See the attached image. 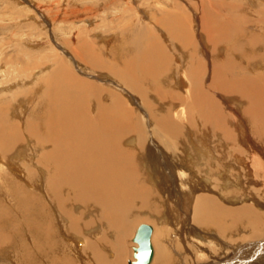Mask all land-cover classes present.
Here are the masks:
<instances>
[{
	"label": "bare ground",
	"instance_id": "6f19581e",
	"mask_svg": "<svg viewBox=\"0 0 264 264\" xmlns=\"http://www.w3.org/2000/svg\"><path fill=\"white\" fill-rule=\"evenodd\" d=\"M231 7L233 8L232 5ZM249 8L251 9V7ZM262 8L263 10L260 9L258 12L256 10L255 13L254 10L252 11V13L256 14L253 15L255 18L258 19V16L264 15V7ZM240 9L247 10L248 8L240 7ZM171 17L175 16L172 14ZM228 17L230 16H227V18ZM262 18L264 19V17ZM237 19L242 23L241 26L235 22ZM237 19H233V21H224L225 19L220 20V16H217V19H212L215 22L212 24V20L210 21L204 16L200 29L201 32L203 31V33H206L210 39V41L208 40V45L211 49V58L213 57L214 59L211 72L209 71L208 75L206 74L207 70L205 71L204 66V57L206 55L199 54L198 56L195 53L193 39L190 38V34L187 32L188 29L185 31V21L182 20L183 24L179 26H175L174 23L163 24L164 22H157L159 23L157 25H160V23L161 25L163 24L164 32H166V39L170 40L167 42L180 45V47H178V52L174 54L175 59L177 60L179 57L183 56L182 53L181 56L177 57V55H180L179 53L183 52L181 50L187 53H185L184 59L188 61L185 62L180 69L178 68L179 71L176 75L178 79L180 78V80L183 81L181 91H183L184 94L183 92L179 93L177 91L168 92L163 88V83L161 84L162 86H157L161 78L160 69L163 70V68H165V65L159 64L157 59L166 60L165 63H169L168 61L170 60L167 57L168 55L165 54V49L162 50L161 44L158 41L159 37L155 35L156 33L153 34L152 30H150L151 33H146L148 26L144 25L143 20L139 21L137 19L139 24L145 26L142 30L135 29V25H131L129 29H131L130 34H132L131 37L134 38V40L141 42L149 40L148 42L146 41V45L140 46L138 45L140 43H132L131 45H137L139 47L136 48L134 46L132 51L129 49V52L127 51L128 48H126L127 50L121 48L120 50H110V58H112V60L110 61L111 66L106 65L107 69L110 73L119 74L125 85H128L140 99L143 98L142 101H144V103L148 100L147 97L149 95L156 93L158 101L164 102V104H160L156 109L159 116H152L154 114L153 108H150L148 105H146V107L144 103L139 110H134L135 108L132 109L131 107L125 106L124 104L126 103L123 104L122 98L121 100L117 98L114 99V96H111V105L100 104V98L98 99L97 97V88H93L84 77L81 78L78 76V73H75V69L73 71L75 74H73V69L71 70L67 64L58 63L57 61L59 60L57 59L55 63L59 66L57 65L58 67L56 70L38 81V87L31 90L32 94L28 93L29 96L27 97H32V102L30 103L35 102L36 106L29 117L25 116L26 118L22 119V110L24 108L17 106V103L16 105L13 104V101L10 103L13 107L7 103L0 104V170H11V172L9 171L8 173L13 175L14 170H21L17 162L14 164V160L17 157L22 159L29 157V152H33L38 155V157H36L38 170L42 171L45 176V183L43 181L45 189L43 195L45 196V200L40 198L36 193L37 191H41V189L36 190V192H30L28 189L27 191L23 188L16 187L14 195L16 200L22 203L21 205H17L16 208L22 211V213L24 212V215H27V212L30 215L33 214L31 216H35L34 213L39 209L45 208L46 210V215L44 217L42 216L44 219L39 221L42 240L39 238V242L35 243L36 247L44 249L42 250L44 257L41 256V254L39 255L41 262L43 261L45 264H75L74 259H76L77 255L75 249L79 250L81 247L80 237H82L84 233H86L87 236H92L95 234L94 230H96L98 235L95 234V236H98V239L95 242L92 241L93 243H88V250L91 252H88V254H90L89 257L91 259L93 257L92 261L96 260L98 264H125L127 253L124 240L131 235L134 226L133 220L137 217L135 213L141 212L152 217L157 216L162 214L163 211L160 209L166 204L165 198L163 197V199L159 194L160 192L156 191L155 184L152 185V183L155 182L152 181L151 183L153 175H146L147 177L144 176L143 179L140 166L144 163L147 164L148 162V164H152L153 171H155L157 175L160 174L162 176L161 178L158 175L159 178L164 180L163 183L170 182L169 184H173L170 185L167 190L168 192H166L169 194H167L166 197L168 200L167 202L176 196H181L183 200L187 199L188 201H190L188 196L194 198L195 192L190 194V191H192L194 187L197 188L199 186L196 184L198 178L192 173L189 174L186 172L187 160L185 161L182 157L175 154L176 152L169 154L170 152L165 151V149H163L164 151H160L158 150L160 148L159 146L153 149L155 147L154 145L158 144H155V142L152 143L153 145H151V143L149 144L146 136L147 132L144 129L145 122L143 117H147L149 125L146 124L149 128H151L150 126L154 127L153 123L155 124L158 128L155 132L156 134L160 132L173 140L176 139L182 142V144H185L186 140L193 139L192 135H197L199 132L205 131L206 128L215 130V132L223 131L224 129L223 132L225 135L232 134L226 126L227 117H230L227 111L229 103L226 100H230L233 105L236 104L239 106L240 116L245 117L247 120L250 126L249 131L252 133L253 139L264 142V39L253 34L256 30L255 27L258 26L257 22H250L246 17H238ZM152 20L153 19L149 22H156V19L155 21ZM172 20H174V18ZM179 20L181 21L180 18L178 21ZM252 25L254 27H252ZM126 31L128 33V30ZM262 31H264L263 28ZM80 37L82 36L79 35V40L81 39ZM124 40H121L122 43ZM105 41L108 42L107 37H105ZM81 42L82 41H80V43ZM83 43V45H80V49L83 50L81 53L75 50L78 54L76 58L73 54L69 56L73 59V64H77L75 62H78L77 69L81 67L82 70H85L81 61L87 65L84 56L88 54L89 46H87V42L84 41ZM123 44H125V41ZM38 45L42 46L40 44ZM261 46L263 48L259 53L257 50L261 48ZM160 51L163 52L160 53ZM187 56H190L192 59L189 60L186 58ZM200 57L203 58L199 59ZM99 62L100 61H97L98 64ZM176 63L178 64L177 61ZM72 66L71 64V67ZM177 66L179 67V64ZM167 67H169V65ZM44 68L45 67H41L39 70L40 73L43 72ZM96 69L95 67V70ZM169 69V73H173L174 68L171 66ZM98 71H101V69ZM207 76L211 79L209 86L204 85ZM37 77L36 74H34L32 77L28 78L29 80L24 78L21 80L27 83V85H31L33 82L37 81ZM174 80L175 83H177V78L174 77ZM188 83L192 89L189 87ZM18 84L21 83H17L15 89H18ZM169 85L170 87H168L174 90L172 88L173 84ZM10 86L3 89L5 92L10 93L8 95L9 98L15 99L16 95L12 94L15 89ZM96 87L99 86L96 85ZM40 88L42 92L38 94ZM99 88L101 90L102 87ZM189 88L191 91L187 92L190 90ZM211 92L215 93L216 98L214 96L212 97ZM20 94H22V92ZM99 96L101 97V95ZM91 102H93V106L92 104L90 106ZM20 108L22 110H20ZM145 108L149 111L145 110ZM36 110L38 112H35ZM151 117L154 118V121ZM239 122L240 125L238 124ZM239 122L236 124H238L237 126L240 130V128H242L241 118ZM195 125L197 126V130L202 129V131H195L193 128ZM245 128L249 129L247 126ZM240 132V136L242 137L245 132ZM151 137L155 138L153 132ZM247 137L248 135L244 138L249 141L250 139ZM146 142H148L147 146L144 145ZM263 142L261 144H263ZM240 143L242 144V140ZM207 151L209 150L206 149L205 153H207ZM183 152L185 153V151ZM145 158L148 159L146 160ZM162 165L165 170L162 169ZM145 166L146 169L144 170H147V173L151 171L149 167L147 168V165ZM26 170L29 169L26 167ZM167 172H169V174ZM177 173H180L178 182L175 180ZM12 175H10L11 177L9 180L12 178ZM31 176L33 177L32 174ZM218 178L223 179L221 176ZM200 180H202V178L198 181L203 185L208 182L207 180H205L206 182ZM220 182L225 184V182L221 180ZM148 183L151 184L153 188H150L149 185H147ZM194 184L196 185L194 186ZM228 187L229 186L226 184L225 186H220L221 190L222 188L225 190V188ZM211 188L212 187H208V189ZM216 192L218 193L219 191L217 190ZM217 193L213 192V194ZM208 194L199 195V197H196L197 201L195 200L194 217L197 224L206 228V231L202 230L203 232L208 231L207 233H210L209 231L215 230L218 232L217 234H222V236L225 234L223 238L227 239L228 237L230 240L231 237L234 238L235 235L237 236V234L239 235L241 232L242 234H248L245 238L249 241L250 239H264V234H262L258 228V225L263 223V218L255 212L253 207L250 205H241L243 207H239L238 209L235 207V209H224L215 199L217 197ZM6 195H8V193ZM234 197L235 200L239 199L236 195ZM2 202L3 198L0 200V248L12 244V236L5 232V215L3 210L6 207L4 208L5 205ZM40 213L41 212L38 214L36 213V217L32 218L33 223H30L32 228L35 223V225H37V216H39ZM14 225L16 228L19 226V224ZM26 227L29 228L28 225ZM55 227H57L58 231ZM90 227L95 228L90 229ZM18 231L19 229L17 232ZM227 232L229 236H227ZM164 233L165 232L161 230L154 231L152 228L150 235L152 257L147 264H177V262L174 263V258L171 259L170 256H168L169 249L168 246L165 245L166 238L163 237L165 236ZM108 235L113 236V239L117 242V248L114 246L117 256L115 257L111 254V256L115 257L112 262L107 259L103 251L105 248L109 249V246H112L113 243V241L111 243V239L108 238ZM194 236L193 234V237ZM134 242L139 248V243L136 241ZM208 242L211 241L208 240ZM76 244L78 246H76ZM84 244L87 243L85 242ZM198 245L201 246L200 244ZM138 248L135 250L134 262H136L138 258ZM214 250H217L216 252L219 251V249L215 248ZM234 255L235 254H233V256ZM32 256L33 254H28L23 257H25L24 260L28 261L29 264H36ZM200 256L203 257V255ZM22 263H24V261H22Z\"/></svg>",
	"mask_w": 264,
	"mask_h": 264
},
{
	"label": "rangeland",
	"instance_id": "374dc122",
	"mask_svg": "<svg viewBox=\"0 0 264 264\" xmlns=\"http://www.w3.org/2000/svg\"><path fill=\"white\" fill-rule=\"evenodd\" d=\"M231 5L235 9H233ZM261 6L264 7V0H260V2L259 0H0V104L7 103L9 105H12L10 103L13 101V104L16 105L17 103V106L24 108L23 110L20 108V110H22L23 112L22 119H25V116L29 117L35 110L36 106L35 102L30 103L32 102V97L29 98L27 96H29V94H32L31 90L33 88L38 87V81H40L42 78L47 77L49 74H52L51 72L56 70L59 65L55 63V61L59 60L57 61L58 63L67 64L71 70L73 69L72 72L75 69V73H78V76H80L81 78L84 77V79H86V81H88L93 88H97V97L98 99L100 98V104L111 105V96H114V99L117 98L121 100L122 98L123 104L126 103L124 104L125 106L131 107L132 109L135 108L134 110H139V108H141L142 104L144 103V101H142L143 98L140 99L134 93V91L131 90L130 87H128V85H125L119 74L110 73V71L106 67V65L111 66V51L116 49L120 50V48L123 50L128 48V50H126L129 52V49L130 51H132L134 46L136 48L139 47L137 45H131L132 43H140L138 45L144 46L149 41L145 40L144 42H141L138 40H134V38L131 37L132 34H130L131 29L129 28L131 27V25H135V29L142 30L143 28H145V26H143V24H139L138 22L143 20L144 25L148 26V30L146 33H151L150 30H152L153 34L156 33L155 35L159 37L158 41L161 44L162 50L165 49V54L168 55L167 57L170 60L168 61L169 63H165L166 60H161L160 58L157 59L159 64H162L163 66L165 65V68L162 67L163 70L160 69V75L162 79L160 78L157 86H162L161 84L163 83V88H165V90H167L168 92L177 91L179 93H182L183 91H181V89L183 81L180 80V78L178 79L176 75L178 74L181 66L188 61L187 59H184V55L186 52L180 49L183 52L179 53L180 55H177V57L181 56L182 53L183 56L179 57L177 60L175 59L174 54L178 52V47H180V45L177 43L174 44L173 42H167L170 40L166 39V32H164L165 30L163 29L162 25L165 23H174L175 26H179L180 24H183L182 20L185 21V31H187L188 29L187 32L190 34V38L193 39L195 53L198 56L199 54L206 55L204 57L205 60H203L205 71L207 70V73H205L208 75L209 71L211 72V67L213 66L212 63L214 62V59L213 57L211 58V49L208 45V40L210 41V39L207 34L203 33V31L201 32L200 29L204 16L207 17L210 21L212 19H217V16H220V20L225 19L224 21H233V19H237L238 17H246V19H248L250 22H257L258 26L255 27L256 30L253 34H256L255 36H259L264 39V31H262V28L264 29V19L262 18L264 17V15L258 16V19L253 16L256 15L254 14L256 10L257 12L260 9L263 10ZM240 7H245L248 9L241 10ZM249 7H251V9ZM253 10L254 13H252ZM172 14L175 17H171ZM227 16L230 17L227 18ZM173 18L174 20H172ZM179 18L181 19V21L179 20L181 23L178 21ZM151 19H153L154 21L156 19V22L150 23L149 21ZM158 21L164 23L162 25L161 23L160 25H157L159 24L157 23ZM213 22L214 21L212 20L211 23L214 24L215 22ZM235 22L239 26H241L242 24L239 19H237ZM252 27L254 26L252 25ZM126 30H128L129 34ZM78 34L82 36L80 37L82 40H79ZM98 36L102 37L103 39L99 38ZM105 37H107L108 42L105 41ZM122 39L125 41V44H123L124 41L122 43ZM80 41L82 42L80 43ZM84 41L87 42L86 44L87 46H89V52L84 56L87 65H85L81 61L82 66L84 65L83 68H85V70H82L81 67L77 69L78 62H75L77 64H73V59H71L69 55L73 54L76 58L78 55L76 51L80 53L83 51L80 49V45H83ZM38 44L42 46H39ZM263 47L261 46V48H259L257 52L261 51ZM161 52L163 51H160V53ZM95 54L98 56H96ZM186 58H188L189 60L192 59L190 56H187ZM201 58L203 57H200L199 59ZM91 60L93 61V63ZM96 60L100 61L99 64ZM175 60L178 62L179 67L177 66L178 64ZM71 64L73 65V68L71 67ZM168 65L169 67L172 66V68H174L173 73L171 72V74L169 73L170 69L169 67H167ZM41 67H45L42 73H40L39 71ZM95 67L98 70L101 69V71H98L97 69L95 70ZM75 73L73 72V74ZM34 74H36V77L38 76L36 82H33V84L31 85H27V83L22 82L21 79L24 78L29 80L28 78L32 77ZM174 77L177 78V83L179 84L175 83ZM205 82L206 83L204 85L209 86V84L211 83L210 77L207 76ZM17 83L21 84H18V89H15ZM169 84H173L172 88L174 90L169 88ZM8 85H11L10 87L15 89V91L12 93L13 95H16L15 99L9 98L8 95L10 93L5 92L3 89L9 87ZM96 85L102 87L101 90L99 87H96ZM104 88L108 90H105ZM191 89L187 92L191 91ZM21 92L22 94H20ZM41 92L42 89L40 88L38 90V94H41ZM99 95H101V97ZM211 95L212 97L214 96L216 98L214 92H211ZM4 96H7L8 98ZM123 97L125 98V100ZM147 99L148 100H146L144 105H148L150 108H153L154 114L152 116H159L156 109L160 106V104H164V102L158 101V96L156 93L153 95H149ZM226 101L229 103L227 111L229 112L228 114H230V117H227L228 120L226 121V126L229 132L231 131L233 135H225L223 132L224 129L223 131L215 132V130L206 128L205 131L203 130V132H199L197 135H192L193 139H188L186 140L185 144H182V142H179L176 139L173 140L167 135L160 132L156 134L155 132L158 128L153 123L154 118L151 117V119L153 118L152 123L154 127L150 126L151 128H149V126H147V124L149 125L147 117H143V120L145 122L144 129L147 132L146 136L148 138L149 144L151 143V145H153V142H155V144H158L154 145L155 147L153 149H155L156 147L158 148L159 146L160 148L158 150L160 151H164L163 149H165V151L170 152L169 154L176 152L175 154L182 157L185 161L187 160V166L185 168V170H187V173H192L196 178H198V180L202 178V180L200 181L207 180L209 183L207 182L203 185L197 180L196 184L205 188L199 186L197 188L194 187V189L190 191V194L192 192H195L193 196L194 198H192V196H190L191 198L188 196L190 201H188L187 199L183 200L181 196H176L175 198H171V200L167 202L168 200L166 199V197L168 193L166 192H168L167 190L169 189L170 185L173 184H169L170 182L163 183L164 180L161 179L162 176L158 174L161 178L158 177L157 173L153 171L151 163L148 164L147 162V164L144 163L143 165H141L142 167L140 166V170L142 169L141 172L143 173V179L144 176L147 177L149 174L151 176L153 175L151 178V183L152 181L155 182L152 183V185L155 184L156 191L160 192L159 194L162 198H165L163 199L166 200V204L165 206H162V209H160L161 211H163L162 214L157 216L152 217L147 215L146 213L141 212L135 213L137 217H135V219L133 220L134 226L131 235L124 240V245L127 253L125 264H132L135 261V250L138 248V245L132 240V238L134 237L138 226L143 223L151 226L154 231L161 230L165 232V236L163 237L166 238L165 245L168 246L169 249L168 256H170L171 259L174 258V263L264 264V239H250L249 241L247 238H245V236H247L248 234H242V232L239 233V235L237 234V236L235 235L234 238L231 237V240L228 237L227 239H225L223 238L225 234H223L224 236L220 234L222 236L221 237L215 230L209 231L210 233H207L208 231L203 232L204 230L206 231V228H203L204 226H200L199 224H197L194 217L195 205L197 201L196 197H199V195H207L209 193L208 195L217 197L215 199L224 209H233L234 207L238 209L239 207H243L241 205H250L251 207H253L255 212L263 218V220L261 218L263 223L260 224L261 226L258 225V228L259 231L264 234V142L261 140L253 139V135L249 131L250 126L248 125L247 120L245 119V117L240 116L239 106L236 104L233 105L230 100ZM91 104L93 106V102L90 103V106ZM145 110L147 109L145 108ZM35 112L38 111L36 110ZM240 118L242 119V128H240L239 130L237 125H240ZM246 126L249 129H246ZM193 128L195 131L197 130L196 125L193 126ZM191 130L194 131L193 129ZM198 131H202V129L197 130V132ZM240 131L245 132L244 135H248L247 138H249L250 140L247 141L248 139H245L246 136L244 135L241 137ZM152 132L155 138L151 137ZM241 140L242 144L240 143ZM148 142H146V144L144 145L147 146ZM262 142L263 144H261ZM206 149L209 150L207 151V153H205ZM183 151H185V153ZM29 154V157H25L23 159L17 157L14 160V164L17 162L18 167L21 169L13 171V175L15 176L8 173L9 171L11 172V170H0V200H2L3 198L2 203L5 205L4 208L6 207L3 210L5 215V232L12 236V244L8 246L5 245L3 246V248H0V264H29L28 261L24 260L25 257H23L28 254H33L32 259H34L36 264H45L43 261L41 262V259L39 257L40 254L44 257V254L42 253V250L44 249H39L35 246V243L39 242V238L40 240H42L40 236L41 229L39 228V221L44 219L43 217L46 215V210L45 208H42V211L39 209L34 213L35 216H31L33 214L30 215L26 212L28 216L30 215L28 217L27 215H24V212L22 213V211L16 208L17 205H21L22 203H19V201L16 200V197L14 196L16 187L23 188L24 190L28 189L30 192H36V190L41 189V191H37L36 193L40 196V198L45 200V196L43 195V193H45V176L42 171L38 170V166L36 164V157H38V155L33 152H29ZM158 157L162 159L160 156ZM145 159L147 160L148 158ZM145 165H147V168L149 167V169L151 170L148 173L147 170H144L146 169ZM163 165L162 169L165 170L163 168ZM26 167L29 170H26ZM167 173L169 174V172ZM31 174L33 175V177L31 176ZM10 175H12L13 179L11 178L9 180V178L11 177ZM216 175H220L225 181L222 178H218L220 176ZM178 179H180V173L176 174L175 180L177 182ZM220 180L225 182V184L229 186L228 188H225V190H223L222 188L223 192L220 186H225V184H222ZM196 184H194V186ZM147 185H149L150 188H153L151 184L148 183ZM217 186L219 187V189ZM208 187L212 188L208 189ZM217 190L220 193H217ZM213 192L217 194H213ZM7 193L8 195H6ZM235 195L239 198L238 200L234 199ZM39 212H41L42 214L40 213L39 216H37L38 226L35 225V223L32 228V218L36 217ZM14 224H19L18 228H16ZM27 225L29 226V228L26 227ZM55 228L57 230V227ZM94 228L90 227V229ZM18 229L19 231L17 232ZM94 231L95 234L98 235V232L96 233V230ZM95 234H91L92 236H87V234L84 233L83 236L80 237L81 247L79 248V250L75 249L77 254L76 259H74L75 264H98L96 260L92 261L93 257L91 259L89 257L90 254H88V252H90L88 250V243H93L92 241L95 242L98 239V236H95ZM193 234L195 235L194 237ZM108 236V238L111 239V243L112 241L113 243L112 246H109V249L105 248L103 249V251L107 256V259L112 262L117 256V253L114 249V246L115 248H117V242H115L116 240L113 239V236ZM227 236H229V233ZM207 239L211 242H208ZM85 242L87 244H84ZM198 244H200L201 246H199ZM234 245L236 248L234 247ZM76 246L78 245L76 244ZM214 248L219 249V251L216 252L217 250H214ZM198 252L200 255H203V257L200 256ZM111 254H113L115 257L111 256ZM233 254L235 255L233 256ZM22 261H24V263H22Z\"/></svg>",
	"mask_w": 264,
	"mask_h": 264
},
{
	"label": "water",
	"instance_id": "95a60500",
	"mask_svg": "<svg viewBox=\"0 0 264 264\" xmlns=\"http://www.w3.org/2000/svg\"><path fill=\"white\" fill-rule=\"evenodd\" d=\"M152 228L147 224H140L135 232L133 241L139 243L138 258L133 264H147L152 257V247L150 244V235Z\"/></svg>",
	"mask_w": 264,
	"mask_h": 264
}]
</instances>
